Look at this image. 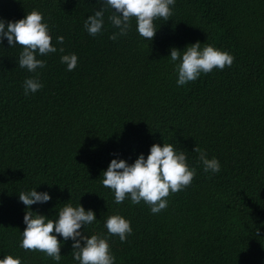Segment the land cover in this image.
Returning <instances> with one entry per match:
<instances>
[{
	"label": "trees",
	"instance_id": "obj_1",
	"mask_svg": "<svg viewBox=\"0 0 264 264\" xmlns=\"http://www.w3.org/2000/svg\"><path fill=\"white\" fill-rule=\"evenodd\" d=\"M100 6L0 0L6 20L42 12L58 49L39 57L46 66L33 73L19 66L22 46L0 42V257L56 264L20 246L18 194L36 186L52 199L30 207L49 218L65 203L93 209L97 221L85 234H107L104 222L115 213L130 220L126 241L108 236L116 264H264V0H176L167 21H154L151 41L138 34L135 18L127 36L109 39L117 29L107 8L102 34L89 35L84 20ZM197 40L235 59L178 86L169 50ZM66 53L78 55L72 71L60 61ZM28 77L43 88L25 95ZM163 142L187 153L197 170L191 184L170 193L158 214L143 201L115 203L102 184L110 160L132 163ZM195 145L218 158L220 172L203 170ZM60 254V264H76L71 240Z\"/></svg>",
	"mask_w": 264,
	"mask_h": 264
},
{
	"label": "clouds",
	"instance_id": "obj_2",
	"mask_svg": "<svg viewBox=\"0 0 264 264\" xmlns=\"http://www.w3.org/2000/svg\"><path fill=\"white\" fill-rule=\"evenodd\" d=\"M101 6L84 20V28L95 37L102 34L105 26V9L110 10L108 21L117 29L109 39L116 41L127 36L135 18L136 31L151 41L158 27L154 21L163 18L165 21L173 13L176 0H100ZM7 40L10 47L22 46L18 63L28 72L44 68L47 61L39 57L57 52L52 43L49 24L43 13L33 9L17 20H6L0 17V42ZM57 42L62 44L63 36ZM203 45V46H202ZM64 52L63 48L59 49ZM170 60L176 74V84L184 86L195 81L201 74L212 72L214 68L223 70L230 67L235 57L228 51L199 40L185 45L184 49L171 47ZM60 61L72 71L78 64L76 53L61 55ZM24 94L29 95L43 88V83L36 77H28L23 82ZM193 151L199 154V162L205 172L213 174L221 171V164L215 156L209 158L206 150L199 146ZM196 168L188 163L184 150H178L172 143H153L147 156L140 153L134 162L112 158L103 173L102 184L114 193L115 203L129 199L132 204L142 201L150 206L153 214H158L168 206L170 193L181 191L191 184L196 175ZM86 193V192H85ZM19 201L25 205L23 222L25 224L20 246L26 250L43 252L60 264V249L64 242L72 241V258L76 264H116V257L111 251L108 236L117 235L121 242L126 241L132 233L131 221L119 213L108 216L104 222L107 234H85V227L97 221L93 209H85L78 203H65L56 210V215L49 218L31 209V205L44 204L52 199L48 191H37L36 186L18 194ZM84 231H81V229ZM0 264H22L19 256L6 254L0 257Z\"/></svg>",
	"mask_w": 264,
	"mask_h": 264
}]
</instances>
